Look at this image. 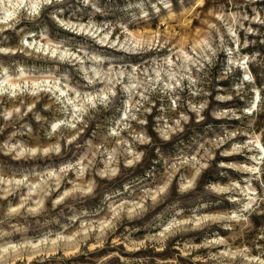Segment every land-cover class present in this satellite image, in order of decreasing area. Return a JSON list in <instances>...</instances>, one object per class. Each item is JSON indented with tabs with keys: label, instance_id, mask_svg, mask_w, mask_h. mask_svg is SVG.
I'll return each mask as SVG.
<instances>
[{
	"label": "rangeland",
	"instance_id": "1",
	"mask_svg": "<svg viewBox=\"0 0 264 264\" xmlns=\"http://www.w3.org/2000/svg\"><path fill=\"white\" fill-rule=\"evenodd\" d=\"M0 264H264V0H0Z\"/></svg>",
	"mask_w": 264,
	"mask_h": 264
}]
</instances>
